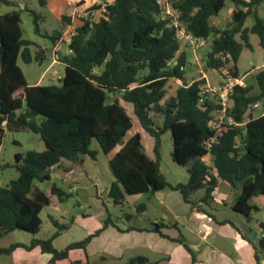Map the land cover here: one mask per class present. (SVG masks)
I'll list each match as a JSON object with an SVG mask.
<instances>
[{
    "label": "trees",
    "instance_id": "1",
    "mask_svg": "<svg viewBox=\"0 0 264 264\" xmlns=\"http://www.w3.org/2000/svg\"><path fill=\"white\" fill-rule=\"evenodd\" d=\"M227 1L235 9L230 27L220 29L213 19ZM168 2L173 15L167 14L158 0H113L98 21L85 19L74 32L68 54H58V61L65 66L60 85H28L19 59L26 64L44 59L40 53L34 56L36 44L23 38L21 12L0 16V146L6 130L21 129L38 134L45 146L42 152L17 154L19 178L0 187V240L18 230L33 235L40 232V214L51 198L39 188L33 189L34 182L50 180L54 169L82 165L86 156L97 160L99 152L92 150L93 140L106 155L118 150L109 161L115 181L108 196L115 205H122L127 196L154 194L169 186L160 169L159 148L162 135L170 132L172 159L187 167L189 174L186 183L171 188L179 191L186 203H192L191 195L204 189L202 202L209 204L221 180L237 190L232 206L235 212L251 219L252 212L258 210L250 202L264 196V68L255 73L254 85L236 86L230 95L228 116L233 123L212 126L221 107L219 96L205 92V79L187 82L186 53L177 57L181 49L177 32L184 29L210 43L205 47L209 49L206 70L222 75V70L228 69L239 78L243 51L254 50L252 36L259 37L264 50V19L258 10L264 0ZM13 4L0 0V5ZM39 4L45 9L47 0H39ZM98 9L96 5L88 13ZM29 13L35 33L56 44L61 33H43V15ZM250 18L254 24L247 26ZM171 82L176 88L167 97ZM202 98L205 103L200 104ZM257 104L262 107L260 112ZM125 107L133 109L142 129L155 139L154 159L145 153L140 133L127 138L134 124ZM157 118L163 120L161 126ZM208 156L212 164L206 163ZM51 194L60 200L66 196L56 185ZM111 225L115 224L108 216L94 234L58 250L53 242L64 226L51 239L0 248V256L18 249L39 250L51 254V264H55L68 259L73 250H86ZM152 232L162 235L160 225L154 224ZM130 264L138 263L133 259Z\"/></svg>",
    "mask_w": 264,
    "mask_h": 264
},
{
    "label": "rangeland",
    "instance_id": "2",
    "mask_svg": "<svg viewBox=\"0 0 264 264\" xmlns=\"http://www.w3.org/2000/svg\"><path fill=\"white\" fill-rule=\"evenodd\" d=\"M34 10L41 12L42 15H46L48 12V22L40 23L41 29L43 31H48V33L53 34L57 31H61V23L56 18L55 13H53L49 8L42 9L39 0H33ZM53 1V0H50ZM235 9V5L231 1L226 2L225 8L217 16L218 18L213 19L214 24L220 29H225L230 27L232 21V12ZM260 16L264 19V5L259 7ZM25 24L22 25L24 30V36L26 38L36 39L41 43L48 44V51L46 59L43 62H33L32 64H26L21 59H19L18 64L22 69L27 83L31 86L34 84L39 85H60V79L64 76L65 66L60 63H54V44L52 40H44L45 38H39L33 33V21L32 17L29 14H25ZM216 21V22H215ZM254 24V19L250 18L247 21V26ZM251 42L254 45V50H244L240 61L239 68L240 72H252L253 68H261L264 66V51L259 45V37L252 36ZM61 53L64 55L68 53V46L62 44L60 47ZM209 49H201L198 51H193L195 55L201 56L202 67L207 71L209 77V84L215 87H210L214 89L219 87L220 82L223 78L219 72L216 70H206L205 68V59L206 53ZM58 59V56L56 55ZM199 76V68L196 63L189 60L187 62V80L191 81L192 78H197ZM245 84H255V79L253 77H247L245 79ZM176 85L171 82L168 88V95L174 92ZM206 88V87H205ZM257 92V88L255 89ZM127 113L131 116L134 129L129 134V138L134 133H140L142 136V142L144 146L145 153L150 156L152 159L155 157V145L156 141L149 134H147L142 127L140 126L137 118L134 115L133 109L125 107ZM253 116H257L258 113L251 111ZM160 126L162 125L163 120L157 118L156 121ZM92 150L98 151L97 160L86 156L84 168L87 171V175L91 178L94 183H102V187H108L111 182L115 179L109 164L110 156L102 152L100 145L96 140H93ZM160 169L164 175L169 186L162 191L156 193H144L136 196H127L126 200L122 205H115L112 200L109 198L108 194H103L100 201H97L98 204L92 200L90 202H83L80 197L81 190H86L87 193L93 195L94 191L91 187H86L83 180L72 181L74 177H80L78 173L73 175V177L68 178L61 176L60 173L54 172L50 180L39 182H34L33 189L39 188L45 192L51 198V204L43 209L40 214L42 219V227L39 233L33 235L24 231H15L12 232L0 240V248H8L13 243L23 242L26 244H31L33 240H48L51 239L59 228L65 229L61 230V235L54 243L56 249H64L69 244L78 242L86 239L87 234L90 231V227L83 226L79 224L78 219L82 215H96L100 216L104 213L110 215L114 221L120 222L122 225H128L131 227H154V224L157 222H162L165 219L170 222L173 215H181L184 211L189 209L190 205L186 204L183 201V196L179 191L173 190L171 187L176 186L179 183H186L189 178L188 168L183 167L175 163L172 159V150L173 142L170 132L165 133L161 137L160 141ZM38 151L42 152L45 150V146L41 140V137L34 132L21 129V130H6L3 143L0 146V187H7L11 181L19 178V172L17 171L15 165L16 155H26L29 151ZM206 163L212 164L211 157L205 159ZM53 185L61 188L66 196L63 200H60L57 196L51 194V189ZM100 186V185H99ZM87 188V189H85ZM205 193V190L197 191L191 195L192 203ZM206 206V205H205ZM214 206V205H213ZM139 207H143L142 211H138ZM210 208V205H207V209ZM223 214L232 219H244L246 218L230 209V207L221 206ZM171 212V214H170ZM251 222L253 225H256L257 222L264 221V206L262 210H254L252 212ZM182 233L185 236L192 238V235L188 233L187 230L181 229ZM36 253V252H35ZM33 253L26 252L25 250H19L11 255H1L0 264H33L31 261L34 259ZM151 253L145 248L137 247L133 250H130L127 253L128 256H133L138 259V257L148 258ZM48 256V254H47ZM107 255L97 251L90 255V261L92 264H126V260L119 259H110L106 260ZM48 258H42L39 256L37 258V264H46Z\"/></svg>",
    "mask_w": 264,
    "mask_h": 264
},
{
    "label": "crops",
    "instance_id": "3",
    "mask_svg": "<svg viewBox=\"0 0 264 264\" xmlns=\"http://www.w3.org/2000/svg\"><path fill=\"white\" fill-rule=\"evenodd\" d=\"M11 1L14 3L13 5H0V16L14 11L21 12V27L26 22L25 14H29V16H31L29 11L41 13L34 10L35 3L33 0ZM101 1L102 0H47V6L45 9L48 10L49 8L53 13H55L56 18L62 24L61 31L55 32H60L61 35L57 43H53L55 57L53 64H62L56 58V55L58 56V54L61 53V45H69L67 43L69 36L74 33L78 27L83 25L85 19H87L86 14L88 11L92 7L99 5ZM25 8H27L28 11L25 10ZM100 17L101 15L96 13L92 20L98 21ZM45 21L48 22V12L46 15H43V22ZM32 30L33 33L38 36L35 33L34 26ZM42 32L51 35L48 31L42 30ZM38 37L44 38L41 36ZM23 38L36 44V46L33 47L34 56H38L40 53V56L43 59H46L48 51L47 43H41L36 39L26 38L24 36V30ZM44 40L48 41L50 39L45 38ZM192 50L193 49L188 44L181 43V49L177 55V57H179L181 53L185 52L187 57L186 62L191 60V62L196 63L199 68V76L197 78H192L191 81L187 80V82L192 84L196 80L205 79L207 83L204 87H215L212 86V84H209L207 71H205L202 67L201 56L195 55V52L193 53L194 50ZM262 68H264V66L261 68H253L250 73L245 72L243 75L241 73V78L245 81L247 77H253L255 73ZM185 72L187 73V66L185 67ZM202 72L206 77L201 75ZM177 83L181 84L179 81ZM261 110L262 107L260 105L258 107V111L260 112ZM117 151L118 150H115L109 154V156L111 155L109 161ZM85 161L86 160L84 159V163L82 165H75L72 167L69 165L66 169H54L52 174L54 172L60 173L61 176L68 178V181H70L69 177H73V175L78 173L80 177H74V180L72 181H77L76 179L83 180L86 185H89L86 187H91L93 189V195L90 193L88 194L86 190H81L88 194L86 202H90L93 198L98 204L97 201H100L103 194L109 193L110 187L115 179L108 187L105 188L102 187V183L100 184V182L97 184L92 182L84 168ZM204 196L205 193L202 194L194 203H186L183 199L186 204L190 205L189 209L184 211L181 215H173L170 222L165 219L162 222L155 223L160 225L162 235L160 233L152 232L153 227H131L128 225H122L120 222L112 219L115 225H111L100 236L94 238L89 243L86 250H73L70 252L68 259L57 261L55 264L91 263L90 255L96 253L97 251L107 255V258H105L106 260H126V264H130V262L136 258L133 256H128L127 258V253L137 247L145 248L150 251L151 255L148 256L149 262L146 264H264V252L261 251L258 248V244L250 238L256 233H260L261 236H264V228L262 227L264 221L257 222L256 225H253L251 222L252 218L248 219L244 216L246 220H232L226 217L222 212L221 206H229L230 209H232L233 203L237 198V190L233 189L230 184L220 180L218 187L213 193V199L209 202V204L202 202ZM250 204L258 210H262V207L264 206V196L254 197ZM207 205H210L209 209H207ZM108 216L110 215L106 214L104 216V213L100 216L93 214L82 215L78 219V222L83 226L90 227V231L87 234L90 236L104 226V221L108 218ZM130 228L137 230L128 231ZM181 229L187 230L188 233L192 235V238L185 236ZM57 239L54 240L53 244ZM19 250L23 249H18L17 251ZM31 253L36 254L33 257L34 259L31 260L33 264H37L36 262L39 256H42V258L47 257L48 261L46 264H51V254H48L47 256V254H42L39 250H35Z\"/></svg>",
    "mask_w": 264,
    "mask_h": 264
},
{
    "label": "built area",
    "instance_id": "4",
    "mask_svg": "<svg viewBox=\"0 0 264 264\" xmlns=\"http://www.w3.org/2000/svg\"><path fill=\"white\" fill-rule=\"evenodd\" d=\"M113 0L101 1L99 3V9L95 12L86 14L87 19L93 18L96 13H99L103 16L107 13L108 5L111 4ZM159 4L163 7L167 14L173 15L174 11L172 10L171 5L169 4L168 0H158ZM74 33H72L69 38L67 39V43L70 44ZM177 38L181 43L188 44L194 51H198L207 47L210 43L203 38L195 37L189 33H187L184 29H181L177 32ZM201 75L206 77L205 74L202 72ZM222 85L219 87L210 89V87L205 88V92H212L217 93L219 96V104L221 107L215 113L214 122H212V126L217 128L221 127L223 123H233L232 117L228 116V108H229V101L230 95L233 93V90L236 86H246L244 79L239 77L235 78L228 69L222 70ZM205 103V99H200V104ZM255 107H259V105H255Z\"/></svg>",
    "mask_w": 264,
    "mask_h": 264
},
{
    "label": "water",
    "instance_id": "5",
    "mask_svg": "<svg viewBox=\"0 0 264 264\" xmlns=\"http://www.w3.org/2000/svg\"><path fill=\"white\" fill-rule=\"evenodd\" d=\"M51 171H49L50 173ZM85 194V195H84ZM80 197L82 199L83 202L87 201V196L88 194H86L85 191H81L80 192ZM143 207H139V212L142 211ZM252 241L256 242L258 244V248L264 252V236H261L260 233H256L255 235H253L252 237H250ZM149 262L148 258H144V257H138L137 259V263L138 264H146Z\"/></svg>",
    "mask_w": 264,
    "mask_h": 264
}]
</instances>
